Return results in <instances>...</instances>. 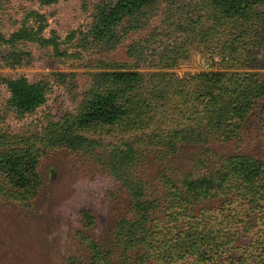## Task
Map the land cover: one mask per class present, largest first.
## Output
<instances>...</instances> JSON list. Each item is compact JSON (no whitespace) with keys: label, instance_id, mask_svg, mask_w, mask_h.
<instances>
[{"label":"trees","instance_id":"16d2710c","mask_svg":"<svg viewBox=\"0 0 264 264\" xmlns=\"http://www.w3.org/2000/svg\"><path fill=\"white\" fill-rule=\"evenodd\" d=\"M57 1L38 0L40 5ZM155 1L107 3L96 11L90 35L107 43L125 18ZM207 5L231 25L237 24L229 30L249 33L255 27L257 33L262 29L255 9L264 0H209ZM46 28L42 15L30 11L18 29L7 37L0 35V45L32 43L64 56L55 32L44 36ZM241 48L237 39L224 42L221 57L240 58ZM234 74L161 76L147 94L142 93V77L135 70L102 74L104 89L94 90L76 117L62 126L50 128L40 138L0 132V194L21 204L29 201L40 186L37 167L45 150L63 148L90 157L100 144L84 133L91 125H100L121 134L96 158L125 193L129 211L116 222L110 247L78 233L88 257H70L67 264H264V163L240 152L220 156L209 148L211 140L238 139L255 112L264 129V76ZM0 84L5 85L8 108L17 118L43 106L50 88L46 82H30L23 76L0 79ZM199 104L200 118L194 122L188 113ZM158 115L188 124L178 122L173 127L168 122L164 130L148 129L151 123L157 126L153 121ZM133 134L139 138L125 140ZM181 146L199 149L201 155L192 161L194 171L173 168ZM149 155L161 164L152 186L137 174ZM216 201L217 205L209 206ZM81 216L86 226L94 223L88 211L82 210Z\"/></svg>","mask_w":264,"mask_h":264},{"label":"rangeland","instance_id":"374dc122","mask_svg":"<svg viewBox=\"0 0 264 264\" xmlns=\"http://www.w3.org/2000/svg\"><path fill=\"white\" fill-rule=\"evenodd\" d=\"M112 1L58 0L40 5L38 0H0V35L7 37L20 27L28 12L37 11L47 23L44 36L55 32L59 49L65 52L57 56L51 48L32 43L0 45V79L23 76L50 87L43 106L17 118L8 108L6 87L0 84V132L42 137L50 128L76 117L94 90L104 89L102 74L120 70L138 72L142 77L139 87L146 94L161 76L186 78L217 72L264 76V5L255 9L257 18H262L260 23L257 20L262 29L254 33V27L249 33L246 29L237 33L229 30L237 24L233 26L222 18L207 5L209 0H156L135 16L125 18L104 44L93 39L90 29L96 11ZM234 39L242 46V56L229 61L221 57L220 45ZM201 107L191 106L189 119L199 121ZM153 122L161 127L151 123L148 129L164 130L168 122L173 127L178 122L188 124L165 115L154 116ZM261 124L255 112L243 125L238 139L211 140L209 148L220 156L240 152L264 163ZM84 134L100 144L94 147L92 156L63 148L46 149L37 167L40 186L29 201L21 204L0 194V264H67L70 257L86 260L88 253L78 233L91 237L100 246H111L114 226L129 211V201L96 156L110 143L119 141L120 136H115L121 134L95 124ZM138 138L139 134H133L125 140ZM200 155L197 147L181 146L173 168L194 171L192 161ZM157 162L149 155L137 169V174L151 186L161 170ZM82 210L93 217L91 226H86Z\"/></svg>","mask_w":264,"mask_h":264}]
</instances>
